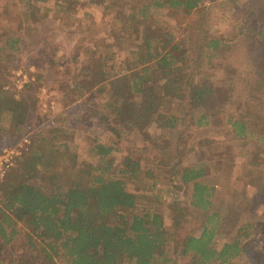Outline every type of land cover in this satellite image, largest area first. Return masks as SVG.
<instances>
[{"label": "trees", "instance_id": "16d2710c", "mask_svg": "<svg viewBox=\"0 0 264 264\" xmlns=\"http://www.w3.org/2000/svg\"><path fill=\"white\" fill-rule=\"evenodd\" d=\"M46 1L22 0L18 29L44 24ZM91 1L117 26L124 53L86 49L79 65L58 66L59 89L73 103L58 124L41 127L31 93L17 95L21 35L1 33L0 146L33 134L0 183V264H239L253 228L243 215L247 189L259 187L263 167L252 156L242 188L217 205L216 186L204 182L211 155L184 134L224 115L233 139L264 144V0ZM226 6L228 37L211 29ZM87 121L91 132L79 133ZM152 123L175 132L152 137ZM158 178L191 185L187 201L168 206L169 225L157 208Z\"/></svg>", "mask_w": 264, "mask_h": 264}, {"label": "rangeland", "instance_id": "374dc122", "mask_svg": "<svg viewBox=\"0 0 264 264\" xmlns=\"http://www.w3.org/2000/svg\"><path fill=\"white\" fill-rule=\"evenodd\" d=\"M56 4L63 5L64 10L56 13ZM43 5L49 9L45 23L32 24L31 28L26 30V28L18 29L22 24L20 13L25 7L22 0H0V8L6 11V15L0 18V36L2 31L21 35L20 49L15 53L16 68L11 71L14 89L20 97H24L26 92L31 93L32 99L37 103L41 127L52 122L58 124L57 117L62 112L68 111L69 106L73 104L71 100H64L59 89L56 77V74H60L58 66L62 63L72 67L79 65L82 60H86V52H84L86 49H91L97 55L110 46V51H115V54L123 56L124 53L117 39V26H114L112 20L104 16L102 8L91 0H47ZM231 11L229 6L216 9V16L211 26L215 34H223L225 37L230 35ZM76 46H79L78 58L77 61H73L72 56ZM211 73L213 77L222 76L219 70ZM23 75L26 76L25 81ZM176 105L164 104L162 110L177 111L179 105ZM76 112L81 116L83 110L78 109ZM79 119L80 117H75L72 120L75 123L80 121ZM217 120L215 123L211 122L203 126L199 129V133L192 131L194 127L189 126L185 129L184 135L192 147L202 148L201 151H207L211 155L209 174L204 178V182L216 186L215 198L216 204L219 205V203H228L231 195L242 188L241 178L252 156L255 155V160L264 170V144L256 143L255 140L244 143L242 140L233 139L222 128L224 115L222 121ZM90 121L95 128L96 124ZM88 124L89 121L87 126H82L78 132H91ZM146 131L152 137H168L175 132L172 129L166 131L158 129L153 123ZM103 132L101 133L104 134ZM32 134L31 131L30 136ZM103 136L106 140L109 139V135L101 137L104 138ZM206 139L209 140V145H205ZM81 149L83 151L85 148L82 146ZM113 155L118 162L123 153L116 152ZM44 181L46 180L42 178L41 184H44ZM258 186L247 189L248 204L243 215L253 224V228L247 254L238 259L239 264H262L264 260V179ZM190 187V184L178 187L175 184L170 185L164 178L156 180L155 191L160 196L157 208L162 211L166 225L171 223L173 217L168 206L172 202L181 206L187 201Z\"/></svg>", "mask_w": 264, "mask_h": 264}, {"label": "built area", "instance_id": "2783aa9c", "mask_svg": "<svg viewBox=\"0 0 264 264\" xmlns=\"http://www.w3.org/2000/svg\"><path fill=\"white\" fill-rule=\"evenodd\" d=\"M23 81H25L26 76L23 75ZM30 132L23 135L14 144H4L0 146V183L4 180L6 173L12 168L23 152L27 149L30 143ZM1 204V197H0Z\"/></svg>", "mask_w": 264, "mask_h": 264}]
</instances>
